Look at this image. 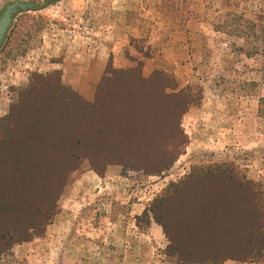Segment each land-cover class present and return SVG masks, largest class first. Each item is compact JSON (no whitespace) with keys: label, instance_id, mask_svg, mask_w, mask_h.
<instances>
[{"label":"rangeland","instance_id":"obj_1","mask_svg":"<svg viewBox=\"0 0 264 264\" xmlns=\"http://www.w3.org/2000/svg\"><path fill=\"white\" fill-rule=\"evenodd\" d=\"M13 1L0 0V13ZM23 1L36 8L16 14L0 48V118L15 126L0 157V199L40 150L37 138L57 136L52 104L56 117L99 125L86 145L77 133L57 138L46 199L33 208L51 219L1 250L0 264H179L176 250L202 264H264L235 258L259 242L264 206V0ZM125 70L150 81L169 74L178 86L168 93L194 97L176 136L165 118L177 98L165 102L145 84L118 90ZM140 94L154 103L131 110ZM114 97L131 110L115 122L93 110ZM164 143L176 159L148 172Z\"/></svg>","mask_w":264,"mask_h":264},{"label":"trees","instance_id":"obj_2","mask_svg":"<svg viewBox=\"0 0 264 264\" xmlns=\"http://www.w3.org/2000/svg\"><path fill=\"white\" fill-rule=\"evenodd\" d=\"M122 73H124V75H126L127 77L124 81L120 80L118 82V90L125 88L128 89L129 86L132 87L140 84H145L144 86H147L148 90L151 89L152 91V86H155L157 88V96L161 95L163 98H165V102H170L171 98H177V101L179 102V110L177 111L175 116L172 117L169 115L165 118V120L172 119L171 122H169L170 126L168 127V132L171 131L169 132V139L172 138V136H176L177 130L179 128L178 119H180V116L186 111L188 106L196 102L194 97L184 91V89L180 90L179 92L168 93V89L171 91H175L178 86L175 78L169 74L161 73L156 76L157 78H159L158 80L150 81L141 77L134 78L133 75H136V71L134 70H125ZM45 80L49 79L45 78ZM112 80L113 76L104 78V81L100 84V87L98 89V95H101V90H103L106 85H109ZM139 81H141L142 83H138ZM42 83H40L39 86H41ZM146 95L147 96H142L140 94L138 96V101L136 102L133 98H131V110H134L139 102L145 107H147V105L151 103H154V97L151 95L148 96V94ZM162 97L161 100L157 98V100L155 101L162 103ZM127 104L128 103L126 101L124 102L118 98L114 99V101H111L109 99L108 101H106V103L103 102V106L99 105V101L98 105L96 102L93 110H96V112H101V109H105L109 119L115 122L117 119L122 118V115L124 114L123 112L131 111L130 109L127 110ZM51 106L52 119H50V117L47 115L49 119L48 124L49 128H51V133L54 132L55 135L57 134V136L53 138L52 135H50V137L45 135L44 137L37 138L41 140L35 142L34 147L37 144H40L41 141H43V145L40 146V150H38L37 152L34 151L31 154H27L24 157L27 158V166L20 169L16 173L17 184L12 189H7L8 193L6 198L1 197L0 199V251L7 248L8 246H10V244H13L16 241L27 240L31 238L33 234L31 233L32 229H37L42 224H47L46 219H51L50 217L46 216V212H44V210L38 208L36 211H33V208L36 205V201L40 202L41 200L46 199V183L52 177V173L49 172H51L50 169L52 170L55 164L54 159L59 156L56 155L57 152H53L55 150L53 148L55 146L57 138L64 141L68 134L77 133V137L75 138V140L79 141L82 146L86 145L84 136L87 134L88 138L90 139L89 141H91L94 133H96L97 131V126L99 124L96 118H94L93 116L81 120L74 119L73 122L67 119L68 116H66V114H64L63 112L60 113L58 110H56V117L54 115L55 106L53 104ZM86 106H84V110L87 112L89 107L88 105ZM15 110L13 111L14 114L21 111V105H18ZM76 111L79 115H81V113L84 114L79 110ZM9 118L10 117L0 118V157H2L1 153L3 152L4 147L11 141L12 133H14L15 131V126L10 124ZM77 122V126L74 127L72 123ZM122 123L123 122H120V126H123ZM57 131H59V133H57ZM164 144L165 146H167V148H165L167 150V152L165 153L166 155L157 159V162L155 164L149 162V164L146 165V169L148 170V172H160L168 168L176 159V156H173L176 150L171 149L168 146L169 144ZM118 159H128L127 161H131L133 157L126 156L125 158L124 156H120ZM21 162H24V160L21 159ZM144 163L146 164V160ZM64 169L65 167L63 165V174L67 171V169ZM261 208L259 242L255 246L253 251H249L244 258L235 257L236 259L252 258L256 259L258 263L260 261H263L264 259V206L262 205ZM172 255L177 256L179 264H202L205 261H208L204 259H194L192 256H190V254L184 251L176 250L172 253ZM207 259L211 260V262H214V260L211 258Z\"/></svg>","mask_w":264,"mask_h":264},{"label":"water","instance_id":"obj_3","mask_svg":"<svg viewBox=\"0 0 264 264\" xmlns=\"http://www.w3.org/2000/svg\"><path fill=\"white\" fill-rule=\"evenodd\" d=\"M35 8L36 6L33 2H25L23 0H15L5 5L0 13V48L13 25L16 14Z\"/></svg>","mask_w":264,"mask_h":264},{"label":"crops","instance_id":"obj_4","mask_svg":"<svg viewBox=\"0 0 264 264\" xmlns=\"http://www.w3.org/2000/svg\"><path fill=\"white\" fill-rule=\"evenodd\" d=\"M222 264H239V263L234 260H227V261H224Z\"/></svg>","mask_w":264,"mask_h":264}]
</instances>
